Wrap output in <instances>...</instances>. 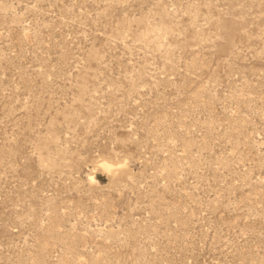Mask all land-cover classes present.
<instances>
[{
  "label": "rangeland",
  "instance_id": "1",
  "mask_svg": "<svg viewBox=\"0 0 264 264\" xmlns=\"http://www.w3.org/2000/svg\"><path fill=\"white\" fill-rule=\"evenodd\" d=\"M0 264H264V0H0Z\"/></svg>",
  "mask_w": 264,
  "mask_h": 264
},
{
  "label": "clouds",
  "instance_id": "2",
  "mask_svg": "<svg viewBox=\"0 0 264 264\" xmlns=\"http://www.w3.org/2000/svg\"><path fill=\"white\" fill-rule=\"evenodd\" d=\"M127 163H128L127 160H125L123 162H117L114 164L111 161L100 159L98 161L97 167L99 169H105V170L111 171L117 167H123V166L127 165ZM95 177H96V175H93V176L87 177V179H89L93 183H98V181L95 179Z\"/></svg>",
  "mask_w": 264,
  "mask_h": 264
}]
</instances>
